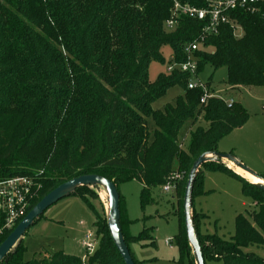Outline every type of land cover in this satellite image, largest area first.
Returning <instances> with one entry per match:
<instances>
[{"label": "trees", "instance_id": "16d2710c", "mask_svg": "<svg viewBox=\"0 0 264 264\" xmlns=\"http://www.w3.org/2000/svg\"><path fill=\"white\" fill-rule=\"evenodd\" d=\"M178 1L204 7L207 0ZM171 5L172 0H0V178H37L40 188L29 210L71 178L98 175L112 181L119 194L121 233L129 249L131 243L152 244V230L128 234L130 222L118 186L134 180L141 183L143 209L153 203L151 190L168 181L176 161L184 178L175 185L178 233L173 240L178 263L191 264L183 215L189 170L201 154L217 152L219 141L240 128L247 113L240 104L227 106L218 97L200 104L202 90L188 88L187 73L172 70L148 79L149 64L163 61V46L171 48L175 62H183V46L199 38L204 27L202 21L182 17L174 30L166 31ZM230 15L242 36L236 37L229 24L205 35L202 45L213 51L194 52L197 75L206 66L225 67L230 87H264V16L241 10ZM176 85L183 95L161 110L153 109L152 103ZM200 116L207 127L192 130L187 150L181 149L182 126L187 121L195 124ZM203 169L238 179L243 194L255 204L252 212L235 217L230 240L199 230L201 218L193 198L204 193ZM86 187L64 196L80 198L93 213L98 246L86 261L62 251L24 261L20 238L19 247L12 248L0 264H124L107 220L78 191ZM192 212L205 264H264V258L243 251L264 244V191L252 182L223 164L203 163L194 179ZM129 252L134 263L141 264Z\"/></svg>", "mask_w": 264, "mask_h": 264}, {"label": "rangeland", "instance_id": "374dc122", "mask_svg": "<svg viewBox=\"0 0 264 264\" xmlns=\"http://www.w3.org/2000/svg\"><path fill=\"white\" fill-rule=\"evenodd\" d=\"M234 35L241 37L242 29L237 28ZM199 48L209 52L213 51V48L204 47L203 45H200ZM160 54L163 61H152L148 66V79L150 81L155 80L159 73H169L167 69L171 62L172 50L169 46H163L160 49ZM197 79L203 82L209 91H214L223 100L232 99L233 102L240 104L247 113L245 123L219 141V149L225 151H221V153L234 155L252 170L255 168L249 166L251 165L250 162H247V160L242 161L239 155L253 156L259 159L264 169V109L262 108L264 106V87H230L227 84V70L225 67L213 69L211 66H206L197 76ZM181 95H183V89L178 85L173 86L161 98L153 102L151 106L155 110H161L166 104L174 103L175 99ZM197 126L207 127V123L201 116L195 124L187 121L182 126L181 135L178 139L181 149L187 150L189 133ZM223 164L245 180L252 183L256 182L248 180L247 176L230 162L224 161ZM256 173L260 174L257 171ZM174 174L178 177H174L176 179L172 189L166 192L162 189V186L153 188L151 190L153 203L143 209L140 206L142 186L139 182L135 180L128 181L118 186L120 195L124 199L125 208L128 209V215L140 219L131 227V233L136 235L144 228H151L152 230V244H149L148 241H141L142 244L129 245L132 255L136 258L146 259V264H179V252L173 240L178 233V203L175 185L184 178V174L177 172L176 161L173 165L172 175ZM87 186V189H78V191L86 196L101 218L107 220L110 202L106 190L99 185ZM203 191V194L196 195L193 198V207L199 214L198 220L201 218L198 225L200 232L202 234H215L220 238L230 240L235 232V217L238 214L255 210L256 207L252 198L243 194L238 179L222 171L204 170ZM44 215L51 219L46 223L47 225H42L41 222L38 223L39 221H37L21 237L22 246L24 247V261L39 259L48 255L47 253L51 254L60 250L82 258L85 251L79 246V242L87 233H95L94 216L91 210L80 198L71 195L62 197L51 204L44 211ZM167 239L172 240L170 242L171 247L165 244ZM18 245H20L19 241L13 249L17 248ZM136 249L138 252L135 251ZM243 251L252 252L264 258V244L250 245L243 248ZM191 254V264H195L192 250ZM213 257L218 258V255H213ZM183 264H187V262L184 261ZM206 264L216 263L207 262Z\"/></svg>", "mask_w": 264, "mask_h": 264}, {"label": "built area", "instance_id": "2783aa9c", "mask_svg": "<svg viewBox=\"0 0 264 264\" xmlns=\"http://www.w3.org/2000/svg\"><path fill=\"white\" fill-rule=\"evenodd\" d=\"M237 10L248 14L260 13L264 16V0H207L204 7H195L182 4L178 0H172L169 16L164 22L166 31L174 30L182 17L204 22L200 37L186 43L182 48L186 57L185 61L175 62L171 56V62L167 69L168 72L177 70L189 75L187 86L189 89L200 88L202 90L199 100L202 105L206 104L209 98L218 96L210 92L207 86L197 79V59L194 52L200 50L199 46L202 45L204 36L217 33L222 24H229L235 34L236 29L241 27L230 14ZM226 104L231 106L232 101L226 102ZM262 108L264 109V106ZM174 177L178 176L171 175L162 186L164 191L168 192L172 189L176 179ZM39 188L40 184L33 175H12L0 178V243L30 211L32 202L38 196ZM169 242L170 240L165 241L166 244ZM81 246L85 251L82 261H86L98 246L95 233H87L81 240Z\"/></svg>", "mask_w": 264, "mask_h": 264}, {"label": "water", "instance_id": "95a60500", "mask_svg": "<svg viewBox=\"0 0 264 264\" xmlns=\"http://www.w3.org/2000/svg\"><path fill=\"white\" fill-rule=\"evenodd\" d=\"M224 161L232 163L237 168L251 174L252 176L262 180V184H254L259 189L264 191V178L256 173L254 170L239 161L234 155L221 152H210L201 154L192 164L189 170L187 180L185 183L184 195H183V215L185 234L189 245L192 248L195 264H205L203 255L200 249L199 242L196 238V234L192 221V190L196 173L200 166L206 162H216L223 164ZM224 165V164H223ZM83 185H99L102 186L107 194L110 202L109 215L107 217V226L110 236L124 262V264H135L129 249L124 241L120 228V212H119V194L115 184L98 175H82L71 178L46 194L18 223V225L10 232V234L0 243V262L6 256V254L15 246L20 240L25 231L33 224L44 211L54 202L61 199L75 188Z\"/></svg>", "mask_w": 264, "mask_h": 264}, {"label": "crops", "instance_id": "0c3cea01", "mask_svg": "<svg viewBox=\"0 0 264 264\" xmlns=\"http://www.w3.org/2000/svg\"><path fill=\"white\" fill-rule=\"evenodd\" d=\"M239 87V86H238ZM238 87H233V88H238ZM211 92H214V91H212V90H210ZM214 94H215V92H214ZM216 96H218V95H216ZM219 97V96H218ZM219 98H221V97H219ZM225 102H229V101H232L233 102V100L232 99H229V100H224ZM237 129H239V128H237ZM217 150H218V152H225V151H223V150H221V149H219V145H218V147H217ZM225 150V149H224ZM239 158H241L242 159V161L243 160H247V162H250V164L251 165H249V166H253V168H255L254 170H256L257 172H259L260 174H262L263 175V177H264V169H263V167H262V163L260 164V162H259V159H257V158H254L253 156H247V155H244V156H242V155H239ZM255 171V172H256ZM259 174V175H260ZM141 184V183H140ZM141 186H142V184H141ZM127 206V205H126ZM125 212H126V218H127V220L130 222L128 225H127V227H126V230H127V232H128V234L129 235H131V236H136L135 234H133V233H131V227L134 225V223L135 222H137L138 220H140L139 218H132L131 216H129L128 215V209L127 208H125ZM142 219V218H141ZM51 219H49L47 216H45V215H43V218H41L40 220H39V222L38 223H42V225H47L46 223H48L49 221H50ZM177 223H178V219H177ZM44 227H46V226H44ZM143 230V229H142ZM141 230V231H142ZM140 231V232H141ZM139 232V233H140ZM167 240H170V239H167ZM166 241V240H165ZM172 240H170V242H171ZM170 242H169V244H167V245H169L170 246ZM131 244H133V245H137V244H142L141 242H137V243H131ZM166 244V243H165ZM79 246L82 248V246H81V241L79 242ZM140 246H142V245H140ZM171 247V246H170ZM83 249V248H82ZM61 251V250H60ZM136 252H138V250L136 249L135 250ZM55 252H57V251H55ZM63 252V251H62ZM54 253V252H53ZM48 255H46V256H49V254L50 253H47ZM52 254V253H51ZM50 254V255H51ZM134 257V256H133ZM134 258H136V257H134ZM136 260L137 261H139L141 264H146V259H144V258H142V257H138V258H136Z\"/></svg>", "mask_w": 264, "mask_h": 264}, {"label": "bare ground", "instance_id": "6f19581e", "mask_svg": "<svg viewBox=\"0 0 264 264\" xmlns=\"http://www.w3.org/2000/svg\"><path fill=\"white\" fill-rule=\"evenodd\" d=\"M231 164H232V163H231ZM233 166H234V165H233ZM234 167H235V166H234ZM236 168H237V167H236ZM237 169H239L240 172L244 173V175L247 176V179H248V180H250V181H252V180L256 181V182H254L253 184H262V180H261V179L252 176L251 174H249V173H247V172L241 170L240 168H237Z\"/></svg>", "mask_w": 264, "mask_h": 264}]
</instances>
